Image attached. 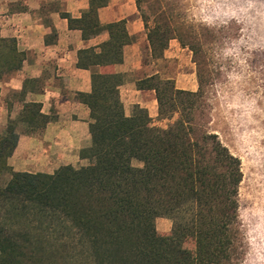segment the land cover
Wrapping results in <instances>:
<instances>
[{
  "label": "trees",
  "instance_id": "trees-1",
  "mask_svg": "<svg viewBox=\"0 0 264 264\" xmlns=\"http://www.w3.org/2000/svg\"><path fill=\"white\" fill-rule=\"evenodd\" d=\"M104 3L94 0L80 19L68 18L69 28L92 32ZM136 4L140 11V0ZM158 26L149 27L148 40L162 56L170 38L163 39L168 32ZM106 29L111 41L103 60L81 51V68L122 62L123 22ZM24 58L13 40L0 35V81L17 72ZM205 82L200 71L195 92L158 76L138 82L140 89L155 91L158 118L171 121L162 128L138 106L131 117L124 115L118 74H93L91 93L78 96L90 110L91 146L80 152L88 165L62 166L51 175L9 167L18 141L16 122L9 120L0 134V264H51L62 239L89 264H238L240 161L208 130ZM18 121L34 131L47 117L31 103ZM160 217L172 220L168 234L156 230Z\"/></svg>",
  "mask_w": 264,
  "mask_h": 264
},
{
  "label": "crops",
  "instance_id": "crops-1",
  "mask_svg": "<svg viewBox=\"0 0 264 264\" xmlns=\"http://www.w3.org/2000/svg\"><path fill=\"white\" fill-rule=\"evenodd\" d=\"M92 1L0 0V35L13 40L17 50L25 54L21 68L0 81V134L9 120L16 122L18 134L8 158L14 172L51 175L62 166L88 165L80 152L91 146L90 110L78 96L91 93L93 74L120 76L118 97L126 117L138 106L147 111L153 126L166 128L171 122L158 118L155 91L140 89L138 82L153 76L173 81L164 75L165 64L186 49L171 39L162 56L155 55L148 40L149 25L136 0H105L97 8L99 26L92 32L69 28L68 18L80 19ZM119 22H123L124 32L122 62L81 68L77 64L81 51L103 60L105 46L111 41L106 26ZM181 75L175 88L195 92L193 73ZM31 103L41 105V113L47 117L45 126L34 131L18 121L23 106ZM159 223L163 228L157 230L168 234L171 222L159 218Z\"/></svg>",
  "mask_w": 264,
  "mask_h": 264
},
{
  "label": "rangeland",
  "instance_id": "rangeland-1",
  "mask_svg": "<svg viewBox=\"0 0 264 264\" xmlns=\"http://www.w3.org/2000/svg\"><path fill=\"white\" fill-rule=\"evenodd\" d=\"M139 12L148 27L167 30L168 45L173 39L186 49L165 64L166 77L175 84L192 72L197 91V72L204 75L208 130L240 161L238 264H264V0H140ZM160 218L172 228L171 219ZM155 226L163 228L159 218ZM61 241L51 264H89L79 248Z\"/></svg>",
  "mask_w": 264,
  "mask_h": 264
}]
</instances>
